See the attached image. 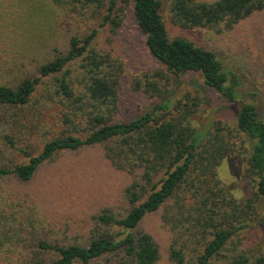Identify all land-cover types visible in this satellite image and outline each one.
<instances>
[{
	"label": "trees",
	"instance_id": "obj_1",
	"mask_svg": "<svg viewBox=\"0 0 264 264\" xmlns=\"http://www.w3.org/2000/svg\"><path fill=\"white\" fill-rule=\"evenodd\" d=\"M70 1L92 8L101 18L100 26L108 25L114 33L123 25L124 9L120 5L126 0ZM169 7L171 21L181 28L222 25L230 30L254 12L264 10V0H169ZM161 10V0H133L134 20L159 65L136 79L135 87L153 97L154 102L130 121L112 118L121 67L93 48L98 28L86 35H72L65 52L58 51L17 86H0V105L14 110V127L20 116L31 119L30 129H35L34 117L26 107L42 87L43 118L50 102L62 108L59 120L64 125L70 128L76 117L88 126L83 135L55 130L45 136L41 147L30 142L24 147L7 135L11 147L27 160L0 167V179L15 175L29 181L44 162L61 152L96 144L105 145L107 158L118 168L141 172L140 179L126 188L131 205L127 213L116 215L106 209L95 216L98 234L86 244L39 240L27 264H89L108 256L116 264H156L160 251L153 236L134 229L169 201L179 200L182 191H192L190 205L166 216L175 235L169 248L172 262L213 264L227 259V264H250L252 260L264 264L262 250L239 251L228 258L224 252L247 230L264 228V118L256 102L257 86L246 83L212 50L183 36L171 38ZM77 62L78 74L74 77L70 66ZM188 73H200L204 83L224 101L237 105L234 129L222 121L202 130L193 126L200 99L183 90V77ZM237 137L246 144L243 153L247 152L241 182L248 190L243 197L234 195L237 184L226 186L218 176L222 161L239 153L238 143L232 140ZM192 248L193 256L188 258ZM47 253H54L55 259L49 262Z\"/></svg>",
	"mask_w": 264,
	"mask_h": 264
},
{
	"label": "rangeland",
	"instance_id": "obj_2",
	"mask_svg": "<svg viewBox=\"0 0 264 264\" xmlns=\"http://www.w3.org/2000/svg\"><path fill=\"white\" fill-rule=\"evenodd\" d=\"M161 1L169 36H183L212 50L246 83L255 84L259 92L256 101L259 114L264 118V10L254 12L230 30L222 25L188 29L171 21L169 0ZM120 6L124 9L123 25L114 33L108 25L100 26L101 18L92 8L76 5L70 0H0V86H17L22 79L35 74L42 63L54 58L58 51L65 52L72 35H86L98 28L93 48L109 55L121 67L117 105L112 118L127 122L143 114L153 105L154 98L137 89L135 81L159 64L147 47L145 34L134 20L133 0H126ZM78 66L79 62L70 66L74 77L78 74ZM183 79V90L200 99L199 110L192 120L197 130L212 127L215 121H222L232 129L236 127L237 105L224 101L204 83L200 73H188ZM42 89L26 107L35 118L34 130L30 129L32 120L20 116L21 121L14 127V110L0 105V167H13L27 160L11 147L7 135L14 136L24 147H28L29 142L41 147L45 136L55 130L87 133L86 121L80 118H73L70 128L64 125L59 120L62 108L50 102L52 107H47L43 118ZM232 140L238 143L239 153L222 161L218 176L226 186L237 184L234 195L243 197L248 190L241 182L246 167L243 160L247 156V152L243 153L246 144L238 137ZM236 168L241 170L236 171ZM140 177V171L128 172L115 166L106 156L105 145L96 144L61 152L44 162L29 181H22L15 175L1 178L0 264H27L31 253L37 250L35 244L42 239L49 243L86 244L98 234L95 216L106 209L116 215L127 213L131 205L126 188ZM191 192L182 191L179 200L169 201L146 216L134 229V232L144 231L153 236L160 251L156 264H175L169 257L175 235L166 216L187 208L191 203ZM234 242L224 251L226 258L244 250L264 252V228L249 229ZM192 250L188 252V258L193 256ZM45 257L51 262L56 256L47 253ZM109 258L101 257L89 264H116ZM227 262L224 259L213 264ZM250 264H255L254 260Z\"/></svg>",
	"mask_w": 264,
	"mask_h": 264
}]
</instances>
